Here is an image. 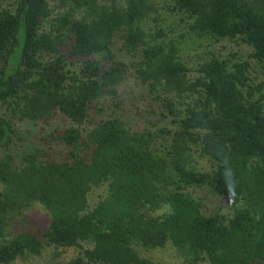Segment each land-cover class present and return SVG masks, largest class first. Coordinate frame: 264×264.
Returning a JSON list of instances; mask_svg holds the SVG:
<instances>
[{
    "label": "trees",
    "instance_id": "1",
    "mask_svg": "<svg viewBox=\"0 0 264 264\" xmlns=\"http://www.w3.org/2000/svg\"><path fill=\"white\" fill-rule=\"evenodd\" d=\"M0 1V264H264V0Z\"/></svg>",
    "mask_w": 264,
    "mask_h": 264
},
{
    "label": "rangeland",
    "instance_id": "2",
    "mask_svg": "<svg viewBox=\"0 0 264 264\" xmlns=\"http://www.w3.org/2000/svg\"><path fill=\"white\" fill-rule=\"evenodd\" d=\"M3 3V1H0ZM195 49L189 48V46L185 47L183 54L189 53L193 58ZM123 92L127 96V98L131 99L132 102H136L137 105H141L142 99L138 98L140 92V87L136 86L132 80H128L122 86ZM59 124V125H58ZM64 122L62 120L55 119L52 123L48 126H43L41 124H35L32 122H22L18 124L19 134L18 137L15 138L14 142L12 143L10 150L8 151L11 154L15 161H19L20 157L23 153L30 151L33 147L40 145V139L44 135H46L49 131L54 129L57 126H63ZM50 156L59 157L54 151V145L51 149H48ZM5 153L4 150L0 149V157L3 156ZM102 193V188L96 189L89 197V201L93 203V201L97 198V194ZM198 195L202 197L205 211L212 212L215 210L226 211L230 209V204L227 202L225 198H218L207 191H200ZM20 226L24 227H43L49 221V215L47 211L38 204H34L31 207L25 209L22 215H19ZM19 222V220H16ZM16 222V224H17ZM19 226V225H18ZM75 250L69 249L67 250L61 257H58V261H67L71 257L75 255ZM50 254H43L39 260H18L16 264H47L46 260ZM161 257H158L160 264H178L176 261V257L174 255L169 254L168 252H162Z\"/></svg>",
    "mask_w": 264,
    "mask_h": 264
},
{
    "label": "clouds",
    "instance_id": "3",
    "mask_svg": "<svg viewBox=\"0 0 264 264\" xmlns=\"http://www.w3.org/2000/svg\"><path fill=\"white\" fill-rule=\"evenodd\" d=\"M231 191V190H230Z\"/></svg>",
    "mask_w": 264,
    "mask_h": 264
}]
</instances>
